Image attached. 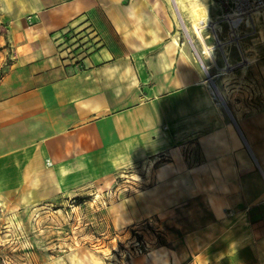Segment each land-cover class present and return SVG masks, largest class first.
Listing matches in <instances>:
<instances>
[{
  "label": "crops",
  "instance_id": "0c3cea01",
  "mask_svg": "<svg viewBox=\"0 0 264 264\" xmlns=\"http://www.w3.org/2000/svg\"><path fill=\"white\" fill-rule=\"evenodd\" d=\"M200 4L206 12L197 20L193 8L192 22L216 26L219 7ZM222 12L221 39L230 29L234 43L223 44L237 52L222 70L238 64L229 71L249 79L245 94L228 95H238L234 107L222 99L226 108L166 0H0L9 58L0 80V193L42 201L164 156L155 210H188L190 220L201 213L221 240L248 223L264 259V19L236 24ZM179 144L182 160L173 156Z\"/></svg>",
  "mask_w": 264,
  "mask_h": 264
},
{
  "label": "rangeland",
  "instance_id": "374dc122",
  "mask_svg": "<svg viewBox=\"0 0 264 264\" xmlns=\"http://www.w3.org/2000/svg\"><path fill=\"white\" fill-rule=\"evenodd\" d=\"M166 1L181 39L191 43L195 58L207 71L215 103L221 108L222 99H227L234 107L238 95H228L245 94L249 79L245 71H229L238 64L222 70L237 57L226 47L234 43L229 28L230 36L221 39V25L226 24L221 22V9L225 14L228 8L216 4L220 8L212 17L218 23L207 28L191 20L190 11L200 0ZM194 27L201 28L197 40ZM257 35L264 42V28ZM8 64L0 38V80ZM183 148L176 146L173 156L182 160ZM157 157L155 163L151 158L135 162L83 183L71 194L42 201L31 194L0 193V264H264L252 245L248 223L236 222L221 240L220 229L203 226L201 213L199 219L190 220L188 210H155L152 188L156 174L165 167L161 163L167 161ZM137 241L147 244V250L136 254Z\"/></svg>",
  "mask_w": 264,
  "mask_h": 264
},
{
  "label": "built area",
  "instance_id": "2783aa9c",
  "mask_svg": "<svg viewBox=\"0 0 264 264\" xmlns=\"http://www.w3.org/2000/svg\"><path fill=\"white\" fill-rule=\"evenodd\" d=\"M214 2L226 6L228 8V13L231 16H240L242 18L249 16L255 12L264 11V0H213ZM211 94L214 96L215 93L211 86ZM147 250V244L143 241L135 242L133 246V251L138 254Z\"/></svg>",
  "mask_w": 264,
  "mask_h": 264
},
{
  "label": "bare ground",
  "instance_id": "6f19581e",
  "mask_svg": "<svg viewBox=\"0 0 264 264\" xmlns=\"http://www.w3.org/2000/svg\"><path fill=\"white\" fill-rule=\"evenodd\" d=\"M215 5L217 4L218 5V3H214ZM201 5V4H200ZM200 5H198V6H196V8L195 9H193V11L191 12V14H192V17L194 18V19H197V20H202V18H203V16H204V14H205V12H206V9H205V6H203V4L200 6ZM219 6V5H218ZM220 8V7H219ZM226 14H229L228 12H226ZM231 16V15H230ZM239 18H241L240 16H231V19H232V21H233V23H238L240 20H239ZM248 18L252 21V22H256V21H258L259 19H264V13H257V12H255V13H252V14H250L249 16H248ZM249 24V23H248Z\"/></svg>",
  "mask_w": 264,
  "mask_h": 264
},
{
  "label": "water",
  "instance_id": "95a60500",
  "mask_svg": "<svg viewBox=\"0 0 264 264\" xmlns=\"http://www.w3.org/2000/svg\"><path fill=\"white\" fill-rule=\"evenodd\" d=\"M223 105L225 106V104L223 103ZM225 108H226V106H225ZM228 111V110H227Z\"/></svg>",
  "mask_w": 264,
  "mask_h": 264
}]
</instances>
